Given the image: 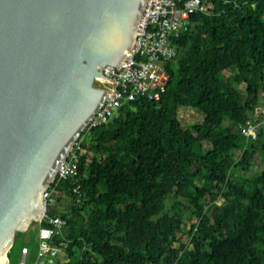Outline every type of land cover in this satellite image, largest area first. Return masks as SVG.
<instances>
[{
  "label": "trees",
  "instance_id": "1",
  "mask_svg": "<svg viewBox=\"0 0 264 264\" xmlns=\"http://www.w3.org/2000/svg\"><path fill=\"white\" fill-rule=\"evenodd\" d=\"M204 1L161 97L81 133L76 173L54 181L68 241L56 264H264V127H240L264 90V0ZM184 107L202 119L185 123Z\"/></svg>",
  "mask_w": 264,
  "mask_h": 264
},
{
  "label": "water",
  "instance_id": "2",
  "mask_svg": "<svg viewBox=\"0 0 264 264\" xmlns=\"http://www.w3.org/2000/svg\"><path fill=\"white\" fill-rule=\"evenodd\" d=\"M146 0H0V264L106 98ZM56 256L44 258L54 264Z\"/></svg>",
  "mask_w": 264,
  "mask_h": 264
},
{
  "label": "built area",
  "instance_id": "3",
  "mask_svg": "<svg viewBox=\"0 0 264 264\" xmlns=\"http://www.w3.org/2000/svg\"><path fill=\"white\" fill-rule=\"evenodd\" d=\"M209 11L210 3L204 0H146L137 20L134 43L123 62L120 66L104 65L102 74L113 78V85L87 128L109 122L119 114L124 103L138 97L159 99L166 90L169 80L167 65L174 61L177 55L178 38L193 25L195 13ZM257 111V115L240 124L241 131L246 137H256L259 129L264 127V105ZM80 141L79 138L75 142L67 158L60 164L54 180L43 191V212L37 220L39 228L37 264H44V255L57 256L68 243L64 237L66 219L50 213L49 209L57 201L58 190L54 181L76 173L79 156L86 152L80 146ZM73 190L80 193V185H75ZM21 252L22 260L19 264H24L28 247L23 245Z\"/></svg>",
  "mask_w": 264,
  "mask_h": 264
},
{
  "label": "rangeland",
  "instance_id": "4",
  "mask_svg": "<svg viewBox=\"0 0 264 264\" xmlns=\"http://www.w3.org/2000/svg\"><path fill=\"white\" fill-rule=\"evenodd\" d=\"M264 104V90L260 92V103L257 106V110L259 107ZM180 116L185 123H189L191 121H200L202 119L201 113L193 107H184L180 110ZM236 155L240 154V151H235ZM262 167V162L260 160V156L256 155L253 158L252 166L250 170L247 172V175H252L255 171L260 170ZM57 198V197H56ZM223 199H218V203H222ZM68 200H63L60 208H65ZM189 225V224H188ZM188 239V236H183V240ZM22 245H26L28 247V253L24 257V264H37V259L39 257V228L37 222H32L27 230L19 231L16 235V239L12 246L11 251L9 252L8 264H19L22 260ZM47 257V255H44ZM57 257L60 262H63L67 259L66 252L62 249L58 252Z\"/></svg>",
  "mask_w": 264,
  "mask_h": 264
},
{
  "label": "crops",
  "instance_id": "5",
  "mask_svg": "<svg viewBox=\"0 0 264 264\" xmlns=\"http://www.w3.org/2000/svg\"><path fill=\"white\" fill-rule=\"evenodd\" d=\"M57 202H59V198L57 199L56 203H57ZM25 246H26V245H25ZM56 257H57V256H56ZM58 260H59V259H58V257H57V261H58ZM54 264H55V263H54Z\"/></svg>",
  "mask_w": 264,
  "mask_h": 264
}]
</instances>
